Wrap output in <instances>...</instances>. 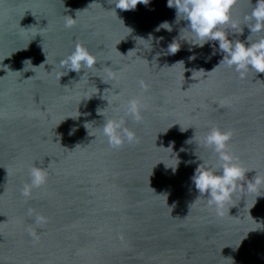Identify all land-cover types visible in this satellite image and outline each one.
<instances>
[{"label":"water","instance_id":"95a60500","mask_svg":"<svg viewBox=\"0 0 264 264\" xmlns=\"http://www.w3.org/2000/svg\"><path fill=\"white\" fill-rule=\"evenodd\" d=\"M251 7L239 0L233 18L243 24ZM114 8L109 0H0V264H264V196L256 202L264 191L237 192L218 213L191 181L202 163L196 150L216 163L197 144L212 126L233 133L230 150L253 169L249 179L264 174V73L212 71L223 57L209 59L210 44L194 48L195 60L187 41L165 54L186 27L167 0ZM164 21L171 32L156 31ZM249 34L244 26L230 38ZM77 43L98 57L82 80L83 69L64 75L60 67ZM133 97L147 105L141 123L124 117L139 142L113 149L97 109L112 116ZM180 124L190 128L182 133ZM173 142L186 149L175 174L159 163ZM34 165L49 177L26 198ZM30 208L47 217L42 228Z\"/></svg>","mask_w":264,"mask_h":264},{"label":"clouds","instance_id":"9594fccd","mask_svg":"<svg viewBox=\"0 0 264 264\" xmlns=\"http://www.w3.org/2000/svg\"><path fill=\"white\" fill-rule=\"evenodd\" d=\"M238 2L239 0H167V7L175 9L176 23L183 20L186 22V27L180 29L178 38H174L173 42L168 45L165 54L175 55L181 49V41H187L190 44L189 51L193 52V55L189 56V60H195L194 48H203L206 44H210L212 52L209 59L218 53L222 54L223 57L212 71L219 66H227L234 69L241 79H245L250 70L255 72L256 75L264 73V35H259L264 33V0H256L255 4L250 0L252 4L251 11L243 17V24L233 18V9ZM109 3L115 4L113 10L116 12V9L122 11L135 10L139 4L147 6L151 3V0H109ZM75 23L76 16L68 15L65 26L71 28ZM244 26H247L250 30V34L245 40L230 38L234 34L243 35ZM161 29L171 32L173 25L168 21H164L157 26L156 31ZM144 40L150 41L152 45L151 34ZM217 41L218 48L215 43ZM29 61L24 62L26 66ZM97 65L98 57L83 43H77L74 50L60 61V67L64 70V75L69 72H75L79 75L83 69L84 73L80 80L90 70L95 69ZM109 75L112 79L115 78L112 74ZM101 78L104 81V78ZM138 86L142 92L148 90V85L143 80L138 82ZM86 99L90 98L86 97L84 100ZM107 101L108 107L111 101ZM107 107L104 109H107ZM146 108L147 105L142 102L140 97H133L126 104L121 105L120 109L114 110L115 115L109 116L102 108L97 109V115L103 117V123L98 126L100 133L111 148L118 149L126 143L131 145L139 142L136 131L126 126L124 117H130L134 123L139 124L143 121V112ZM120 111L123 112V116L119 115ZM79 113L77 116L70 117L79 119L81 112L79 111ZM84 115H89V113H84ZM89 123L85 121L83 126L90 135H93L88 126ZM180 125L179 130L182 133L190 128ZM77 130V127L71 128L69 135L74 134ZM232 136L233 133L230 130L212 126L203 138L197 141L198 147L211 150L216 157V163L205 160L197 150L193 153L198 160L202 161L191 177V181L199 193L198 198L205 197L208 205L215 207L218 213L226 204L231 203L237 192H243L245 189L247 193L264 191V174L255 169L256 175L249 179L247 173L253 169L241 164L239 158L230 150L229 142ZM185 143L191 144L192 139L187 140ZM167 148L172 150L169 160H161L159 163L163 162L165 170L170 169L175 174L181 163L179 152H185L186 149L182 146L179 152L175 151L174 142L173 145ZM193 162L188 161L187 163L191 164ZM29 177L30 181L22 191L26 198L31 196L33 188H40L47 183L49 173L47 168L34 165L29 170ZM260 196H264V194L257 195L256 202ZM28 215L34 216L35 224L41 228L47 223V217L35 214L31 208L28 209ZM32 235L36 237L35 232Z\"/></svg>","mask_w":264,"mask_h":264}]
</instances>
